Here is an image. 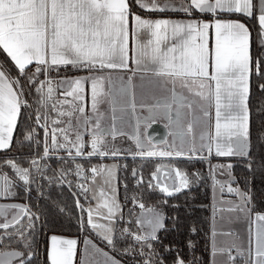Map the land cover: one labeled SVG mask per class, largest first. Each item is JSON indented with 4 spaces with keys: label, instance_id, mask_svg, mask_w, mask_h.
Segmentation results:
<instances>
[{
    "label": "snow or ice",
    "instance_id": "6c2138e0",
    "mask_svg": "<svg viewBox=\"0 0 264 264\" xmlns=\"http://www.w3.org/2000/svg\"><path fill=\"white\" fill-rule=\"evenodd\" d=\"M133 6L187 19L142 18ZM249 18L252 30L241 22ZM140 30L150 32L147 44L136 40ZM0 56V150L11 151L14 144L34 150L22 162L0 160V200L31 201L34 185L44 198L41 180L75 188V222L86 233L78 264H122L113 252L132 256L133 264H168L169 258L170 264H198L186 262L178 247L158 251L159 233L175 227L166 226L158 206L142 200L144 189L162 195L159 205L190 190L201 174L190 177L179 165L192 160L208 161L211 172V264H264V211L257 210L250 190L233 187L239 181L232 163H210L213 156L236 157L252 171L253 84L264 96V0H0ZM149 74L159 95L138 102L136 80L143 88ZM257 111L264 117V105ZM156 120L166 121L169 138L146 134ZM118 138L132 144L118 146ZM129 155L153 160L155 167L147 179L143 163L133 168L135 191L129 195L125 178L121 200L118 173L128 165L104 160ZM53 158L61 167L48 176L55 171L47 163ZM217 170L228 179L217 180ZM225 194L236 199H222ZM129 202L133 208L125 219ZM59 213L72 219L65 208ZM237 222L248 224L246 241L230 227L217 231L218 223ZM53 227L30 203H0V264H37L38 238ZM218 235L231 239L218 244ZM79 244L51 235L49 264H77ZM187 247L195 245L189 241Z\"/></svg>",
    "mask_w": 264,
    "mask_h": 264
},
{
    "label": "trees",
    "instance_id": "16d2710c",
    "mask_svg": "<svg viewBox=\"0 0 264 264\" xmlns=\"http://www.w3.org/2000/svg\"><path fill=\"white\" fill-rule=\"evenodd\" d=\"M134 7V11L149 16H160L165 14H181V13H151L147 11H141L139 8ZM237 17L235 15L225 14V17ZM203 17V16H201ZM247 24L252 30L253 21L251 18L246 20ZM255 50V49H254ZM6 55V54H5ZM4 59L3 56H0V62ZM15 75V72L12 73ZM252 100H251V140H252V149H251V160H252V171L250 172L245 164V161H242L240 158H216L211 157L210 163L214 165L216 163H232L234 165L232 169V175L239 181L238 184H233L236 187H241L245 191L250 190L253 195V203L257 206V210L264 211V167H261V164L264 163V127H262V117L257 109L261 105H264V96H262L253 84L252 87ZM42 138L43 130L37 129ZM16 134L14 133V136ZM20 139H23L21 136ZM121 139V138H119ZM124 143L127 141L120 142L119 146L124 147ZM42 152V149H41ZM29 155H34V150L29 149L28 147L19 148L13 145L11 151L5 152L0 150V160H4L6 157H14L18 162L21 161V157H27ZM158 159V158H157ZM111 159H105L104 163ZM118 163H127L128 170L120 171L118 173L120 179L118 181V187L120 190V197L123 200L124 188L123 185L126 182L129 185V195L135 191L134 181L131 177V170L133 168H140L141 163H143V175L145 179L149 177L151 171L154 170L155 161L145 160L141 162L138 157L136 161L132 160L131 156H121L117 159ZM93 163H100L99 160L93 159ZM47 163L51 164V168L55 171H48V176H53L55 172H58L61 165L58 160L53 158ZM24 167H27V163H24ZM182 169L186 170L190 177L192 173L199 172L201 174V179L195 182L190 190H185L182 194H179L176 197L169 198V203L167 205H159L158 202L162 199V195L158 192H151L147 189L143 190V203L146 207L158 206L159 210L164 213L167 217L165 224L169 229L174 231L161 232L159 233L161 238V244L156 245L158 251L163 253L164 246H172L173 248H179L182 250V255L186 262H192L193 260L197 261L198 264H211V229H212V178L208 161H183L179 165ZM74 167V166H73ZM67 180H73L74 178L69 175L66 177ZM193 179H195L193 177ZM43 185L44 198H40V193L35 190V185L33 186L34 190L31 193V201L26 198H21L25 203L31 204L32 210L34 212L39 211L47 219L49 223L52 224L55 222V227L47 230L45 235H42L38 238L39 240V257L37 264H49L47 260V248H48V239L51 234L63 235L67 237H83L86 233H83L78 230L75 216L79 214V210L74 205L73 192L77 191L75 188L69 189L67 184H55L49 186L48 183L44 180L39 181ZM81 202L85 203L81 197ZM173 205H178L174 207ZM59 208H65L66 212L72 214V219L69 220L67 215H61L59 213ZM133 208L131 202H129L124 210L125 219L128 218V209ZM136 212H139V208L135 209ZM124 226V225H121ZM196 228L197 231L195 234L192 233L191 229ZM133 230H135V225H133ZM93 240L104 248L105 251L109 249L100 241H98L94 236ZM189 241H192L195 247L189 249L187 244ZM125 243L119 245L120 248H123ZM82 249V245L78 247L77 254V264L79 261V250ZM117 259L121 260L124 264H133L132 256H121L118 252H113ZM136 260H139V257H136ZM171 258L168 260L170 264ZM241 261L237 260V263Z\"/></svg>",
    "mask_w": 264,
    "mask_h": 264
},
{
    "label": "crops",
    "instance_id": "0c3cea01",
    "mask_svg": "<svg viewBox=\"0 0 264 264\" xmlns=\"http://www.w3.org/2000/svg\"><path fill=\"white\" fill-rule=\"evenodd\" d=\"M177 2H178V0H177ZM137 14H140L142 16V18H150V19H153V20L154 19H158V18H165V19H172V20H185V19H187V17H185L183 14H165V15H160V16H149V15H144V14H141V13H137ZM201 18L203 19L204 17H201ZM225 18L237 19V17H229V16H226ZM241 22H245L246 25L249 26L245 20L242 19ZM151 39H152L151 34L147 30H140L139 33H138V36L136 37V40H138L140 44H147L148 41L151 40ZM129 46H130V48L135 46V42H134L133 38L131 37V35L129 37ZM161 47L164 48L165 46L162 45ZM130 66L134 67V65H130ZM155 80H156V78L152 77L151 74H149L148 76H146L143 88H141L139 86L140 83H141L139 81V79L136 80V84H137L136 98H137L138 102L139 101L151 102L150 94L152 92H155L157 95H159L158 87L154 83ZM157 136H158L157 133L154 134V137H157ZM130 143H132V142H130ZM105 163H107V162H105ZM57 236H61V237H65V238H73V237H67V236H63V235H57ZM244 238H245V241H246L247 240V233L244 235Z\"/></svg>",
    "mask_w": 264,
    "mask_h": 264
},
{
    "label": "rangeland",
    "instance_id": "374dc122",
    "mask_svg": "<svg viewBox=\"0 0 264 264\" xmlns=\"http://www.w3.org/2000/svg\"><path fill=\"white\" fill-rule=\"evenodd\" d=\"M113 162H116L118 163L117 160H108L107 161V164H111ZM215 176H216V179L217 180H220V181H226L228 179V174L226 172H222L220 170H217L216 173H215ZM233 187H236L233 185ZM220 198V197H218ZM222 199H225V200H235L236 198L234 196H229L227 194H225ZM213 200V199H212ZM93 204H95V201L92 202ZM217 220L219 221V216H217ZM252 226H255L254 224ZM229 227L234 231L236 232L239 237L243 240H245L244 238V235L247 233L248 231V224L246 222H237V223H234L230 226H221L220 223L217 224V231L218 232H222V231H228ZM231 239V237H226V236H221V235H218L217 237V242L218 244H222L224 242H226L227 240ZM235 255V253H233ZM218 259L220 260H223L224 258L223 257H219ZM237 264H240V263H237ZM242 264V262H241Z\"/></svg>",
    "mask_w": 264,
    "mask_h": 264
},
{
    "label": "water",
    "instance_id": "95a60500",
    "mask_svg": "<svg viewBox=\"0 0 264 264\" xmlns=\"http://www.w3.org/2000/svg\"><path fill=\"white\" fill-rule=\"evenodd\" d=\"M118 115H119V113H118ZM134 123H135V121L133 120L132 121V124H134ZM165 125H166V121H164V120H156L155 122H153L151 124L150 127H148L146 129V134L148 136L153 137L154 140H156V141H159V140H162V139H165V138H169L168 137L169 129ZM117 126L119 127V124ZM125 130L126 131H129V132L131 131L130 128H126ZM156 133L158 134V136L157 137H154V134H156ZM125 141H127V143H124V147H126V148L129 147L130 144H132V143H130V142H132L130 140H124V142ZM132 146L134 147V145H132ZM14 202H16V203H22V202H17V201H14ZM76 239L79 240V237H76ZM122 264H124V263H122Z\"/></svg>",
    "mask_w": 264,
    "mask_h": 264
},
{
    "label": "flooded vegetation",
    "instance_id": "af4514ba",
    "mask_svg": "<svg viewBox=\"0 0 264 264\" xmlns=\"http://www.w3.org/2000/svg\"><path fill=\"white\" fill-rule=\"evenodd\" d=\"M73 73H69V75H72ZM78 75H82V73H78ZM41 79H43V77H41ZM89 110H90V102H89ZM120 142H121V139H117V141H116V144L119 146V144H120ZM216 164H226V163H216ZM216 164H214V165H216ZM216 173V172H215ZM212 198H213V195H212ZM14 201H17V202H22L23 204H27V203H25L23 200H21V199H18V200H9V201H4V200H0V203H5V202H14ZM213 201V200H212ZM253 228L255 227V226H252ZM51 235H56V234H51ZM50 235V236H51ZM50 236H49V238H50ZM73 238H75L76 239V237H73ZM84 238H85V236L83 237V239L82 238H80L79 237V240L78 241H80V244L82 245V248H83V240H84ZM80 244L78 245V247H80ZM239 263H241V262H239Z\"/></svg>",
    "mask_w": 264,
    "mask_h": 264
}]
</instances>
